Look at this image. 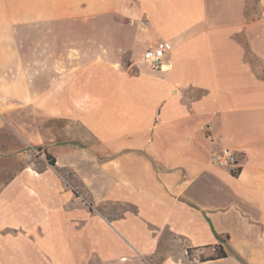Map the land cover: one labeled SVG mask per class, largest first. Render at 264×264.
<instances>
[{
	"label": "crops",
	"instance_id": "crops-1",
	"mask_svg": "<svg viewBox=\"0 0 264 264\" xmlns=\"http://www.w3.org/2000/svg\"><path fill=\"white\" fill-rule=\"evenodd\" d=\"M0 264H264V0H0Z\"/></svg>",
	"mask_w": 264,
	"mask_h": 264
},
{
	"label": "built area",
	"instance_id": "built-area-1",
	"mask_svg": "<svg viewBox=\"0 0 264 264\" xmlns=\"http://www.w3.org/2000/svg\"><path fill=\"white\" fill-rule=\"evenodd\" d=\"M171 47L167 42H159L149 45L143 53V62L154 70H160L165 55L170 52ZM214 164L222 169H230L235 171L238 162V153L228 148H222L218 154L213 157ZM78 198L88 207L89 203L80 195L75 193Z\"/></svg>",
	"mask_w": 264,
	"mask_h": 264
},
{
	"label": "rangeland",
	"instance_id": "rangeland-1",
	"mask_svg": "<svg viewBox=\"0 0 264 264\" xmlns=\"http://www.w3.org/2000/svg\"><path fill=\"white\" fill-rule=\"evenodd\" d=\"M177 6H179V5H177ZM146 39V38H145ZM138 41L139 42H141V40H140V38L138 39ZM143 42V41H142ZM140 44V43H139ZM141 48H142V44H140V45H138V46H136V53L135 52H133L132 53V58H138V59H142L143 58V53H141ZM126 59H127V56L125 57ZM138 68H139V70H141L144 74H146V76H149V75H151V74H156L157 72H158V70H154V69H152L149 65H147V64H145V63H142V64H140L139 66H138ZM47 164L46 163V159H45V157L44 156H42V155H40L39 153H36V152H34V165H35V167H40V164ZM51 170L53 171V172H57V170H56V168H51ZM61 180L64 182V184H65V187H66V189L68 190V189H70L72 192H73V195H74V198L78 201V203L80 204V205H82L83 207H85V208H88L90 211H92L93 213H97V211L94 209V207H92V205H91V203H90V201L87 199V197L86 196H84L76 187H74V185H72L71 184V182L70 181H68L67 179H63L62 177H61ZM75 193H77L78 195H80V196H82L88 203H89V205L91 206V208L90 207H88L87 205H85L79 198H78V196L75 194Z\"/></svg>",
	"mask_w": 264,
	"mask_h": 264
},
{
	"label": "trees",
	"instance_id": "trees-1",
	"mask_svg": "<svg viewBox=\"0 0 264 264\" xmlns=\"http://www.w3.org/2000/svg\"><path fill=\"white\" fill-rule=\"evenodd\" d=\"M45 159L49 162L50 165H53L50 157L48 155L45 156ZM221 255H224L223 253H221Z\"/></svg>",
	"mask_w": 264,
	"mask_h": 264
}]
</instances>
